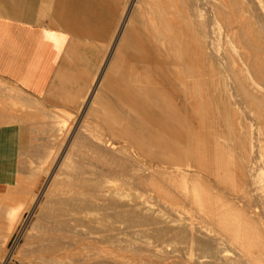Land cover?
<instances>
[{
    "label": "bare ground",
    "instance_id": "1",
    "mask_svg": "<svg viewBox=\"0 0 264 264\" xmlns=\"http://www.w3.org/2000/svg\"><path fill=\"white\" fill-rule=\"evenodd\" d=\"M56 1L70 2L47 1L57 19ZM105 1L95 7L110 15L102 29L84 10L82 36L95 39L103 55L75 122L69 126L72 113L58 111L70 116L66 122L35 99L32 112L24 108L25 123L41 133L42 144L19 154L30 170L27 185L16 196L6 193L18 205L0 202L2 259L25 205L33 223L15 260L20 264H264L262 1ZM30 6L25 0L24 18L36 22ZM219 16L227 29L222 35L215 28ZM234 18L242 31L233 34ZM233 43L238 50L232 53ZM216 68L229 81L222 106L226 132L207 145L194 140L187 111L181 121L173 113L182 107L176 100L198 92L200 81L221 80ZM103 93L121 104L118 113ZM99 100L107 103L104 130L83 131L85 117L100 118Z\"/></svg>",
    "mask_w": 264,
    "mask_h": 264
},
{
    "label": "rangeland",
    "instance_id": "2",
    "mask_svg": "<svg viewBox=\"0 0 264 264\" xmlns=\"http://www.w3.org/2000/svg\"><path fill=\"white\" fill-rule=\"evenodd\" d=\"M29 1H31V2H29ZM29 1L27 0V4L29 5V3H30V5H31L33 3V0H29ZM47 1H46V4H45V1L42 0V2H44L42 4H44L46 7L44 5H42V7H40L39 4H40L41 0H39V1L35 0V6H34L35 7V13H33V14H34V16L36 15L35 17H37L36 18L37 21L34 24L35 25L46 26V27H49V28H54V29L67 31V33L69 34L70 37L67 40L64 41V43H66L65 44V49H64V51L62 53V59H61V61L59 63L57 72H56L55 77L53 79L51 89L41 99L42 100L41 102H44L45 104L47 103L46 105H49V106H45V104L43 105L47 110H49V111H47L48 113L56 114L55 111L57 110L56 112H57V115H59L60 119L62 117H64L65 115H67L66 113L69 112L68 115H70V113H72L71 116H73V118L70 117V116H66V119H67V117H70V118H68V121L71 123V124L70 123H68V124L66 123V124H67V126L69 124H70L69 126H71L73 121L75 122L74 115H77L79 113L78 111L81 109V107H80L81 104L79 106H76V107H71V105H69L68 103H65V102L62 103V101H63L64 98H70L72 95L77 94L78 92H83V90L87 86V83H88V81L91 78L92 72L95 69L96 64L98 62L97 61L98 59H96L97 55L93 54L92 49H93V46L99 45V43L94 42L92 39H91L92 41L88 40V39L86 40L81 34L80 35H75V34L71 33V31L67 28V27H71V28L75 27L76 28V26H82L83 25V21L82 20L84 18L82 19V18H79V17H81V16L85 17L84 13H80L79 14L80 10L77 12L76 11V7H69V6L68 7H63L62 9L64 11L62 10L61 14H59L60 11L58 10V15L60 16V18L58 16V18L56 19V18H54L53 15H51V12L53 11V9L50 6L48 7V2ZM69 1H70V3L71 2H75L74 0H69ZM162 1H166V0H162ZM258 1H262V4L264 5V0H258ZM30 8H32V7L30 6ZM72 10H74V11H72ZM206 10H207V15H210L212 13V11L210 9H206ZM206 10H205L204 13H206ZM261 10L264 11L263 8H261ZM31 13H32V11H31ZM90 15L94 16L96 18L97 17H99V18H103L104 17V15L102 13H99V12L97 13V12L94 11L93 14H89L88 15L89 23H90V21L92 19V17ZM210 16L212 17L213 13ZM233 20H234L233 24L231 25V27H229L230 29L232 28L230 31L233 34L235 33L234 31H236V32L237 31H242V27H241L242 25L239 24L240 18H234ZM28 22H30V21H28ZM251 23H253V22H251ZM94 24H97L99 26L100 25L103 26L102 20L98 21L96 19L94 21ZM215 24H216V26H215L216 30L219 29L216 32L219 31V34L222 35L224 33V31L227 30L226 26L224 25L223 18H221L220 16L218 17V22H216ZM255 27L256 26L253 25L252 28L250 29L251 31L248 30L249 32L247 31V33L253 35V31H254L253 28H255ZM104 28H105V25H104ZM80 31H82V29ZM87 42H88V44H87ZM222 46L225 47L224 44H222ZM237 48H238V46L236 44L234 45V43H233L232 46H230L228 48V50L229 49H230L229 51L233 50V51H231L233 53V52L238 50ZM186 53L188 54L189 50H187ZM188 63L190 64L191 62H188ZM216 73L220 74V79L221 80L219 82H217L218 75L214 76L210 80L200 81L199 86H198V92L191 91L188 94L187 98L182 96L183 98L180 97V98H178L176 100L178 104L182 103V107L180 105L179 107H181L180 108L181 110L180 109L177 110V108H178L177 107L175 109L174 113H173V116H176V118H174V119L178 118L181 121V119H182L181 116H184L183 114H185V111H187L189 113V116H190V128H191V132L193 133L192 136L194 137V140L196 138L197 139L198 138H200V139L202 138V140L207 145H208L209 142H211L213 140L214 136H220L221 133L224 132V134H225V132H226L225 129H224V125L223 124L225 123L227 118L225 116V112L222 111V106L224 105V98H225L224 96L228 92L229 81L226 80L227 79L226 78L227 75L225 73V70L216 68ZM263 83L260 82L261 85L259 86V90L264 95V84ZM168 93H167V97L171 98L172 94L169 95L170 93L169 94ZM234 98H236V96ZM237 98H240V97L237 96ZM103 100L104 101L106 100L107 103L109 101L111 106L114 107L115 112L118 113L119 109L121 108V106H120L121 104L119 102L117 103L115 101V97L112 94L107 95V97L104 98ZM184 100H185V102H184ZM90 101L92 102V98H90ZM101 101L102 100H99L98 104H99L100 111L103 112V113H101L98 110V113L101 114V115H99L100 118H97L98 115H97V117L91 116L90 118L92 120L89 118V116H87V118L85 117L84 119H87V120L86 121L84 120L85 123H86V124H84V126L86 125V127H84L82 129L83 131H84V129L85 130L95 129V131H98V130L99 131H103L104 130V125H105L104 122L105 121L103 122L102 119L105 118L103 116L108 117V115H104V114H108V111L105 108L107 103L101 102ZM117 101H118V99H117ZM222 102H223V104H222ZM103 104H105V105L103 106ZM184 105H185V107H184ZM116 108H118V109H116ZM53 110H55V111L53 113H51V111H53ZM58 111H61L65 115L63 114L64 115L63 116V115H61V113L59 114ZM174 114H176V115H174ZM171 115H172V113H171ZM101 116H102V119H101ZM43 118H45V117H43ZM62 119H65V118H62ZM174 119H173V121H174ZM93 120H95V121H93ZM44 121H46V118H45ZM178 121L177 122H176V120L174 121V122H176L175 125L178 124ZM66 122H67V120H66ZM174 122H173V125H174ZM88 124H89V126H88ZM72 127H74V125ZM97 127L101 128V129H99ZM177 127H178V125L176 126V128ZM30 128H31L30 129L31 130V135H30L31 143L30 144L32 146L33 145L34 146L41 145L42 144V141H41L42 136L40 135L41 133H39V132L37 133V131H35L37 129L33 128V125H30ZM178 129H179V127L176 130H178ZM32 130H33V132H32ZM121 142H123V141L119 142L120 145L121 146H122V144L124 145V142L123 143H121ZM25 158H26L25 156H23V157L20 156L19 157V159L17 160V164H16V174H15V177H14L15 180H13V182H9L8 181L9 182L8 185L9 186L10 185L13 186V188L9 191V190H6V189H9L7 187L8 185L5 184V185L0 186V197H1L0 198V202H2L3 204L6 203V202L9 203V201H12V200L8 201V199H9L7 197L8 192H10V194H11L10 196H13V195L16 196V194L18 193L19 189L22 188V186H25V185H22V184H24L25 181L28 179V172L30 171V170H25V168L27 166V163H25L26 162ZM25 164H26V166H25ZM28 167L29 168L31 167L30 169H35V165L34 164H31ZM28 167H27V169H28ZM22 172H23V174H22ZM0 174H1V172H0ZM24 174H25V177L27 178L25 180L23 179L24 178ZM2 180L3 179H0V181H2ZM18 180L21 181V182H19ZM25 184L27 185V181H26ZM14 186H15V188H14ZM19 186H20V188H19ZM16 191H17V193H16ZM14 192H15V194H13ZM20 192H21V190L19 191V193ZM6 193H7V195H6ZM2 199H3V201H2ZM10 199H12V198H10ZM14 200H15V202H17L16 199H13V202H14ZM13 202H12V204L9 203L10 207H11V205H12V207H15L16 204L18 205V203L13 204ZM9 204H7V206H9ZM20 208L19 209H20V212H21L20 213V217L21 218H20L19 222H17L19 224L15 225L11 236H9V238L7 239L5 245L3 246L4 250H2V251H4L6 257L3 260L2 259V255L0 254L1 255L0 256V260L2 259V261H0V264H20V263H17L15 261V260H17L19 258L18 252L20 254H23L22 252L24 251V249H26L25 245L23 244L24 243L23 242L24 241V235H25L24 233H27L25 231H29L28 229L31 228L30 226L33 223L32 222L33 219H32V217L30 219L29 215H27V213L25 211V205H21ZM27 221H29V222H27ZM5 225H6V223H4V224L1 223L0 227L1 226L2 227L0 229L1 230L4 229ZM1 230H0V232H1ZM0 241H1V239H0ZM21 248H24V249H22L23 250L22 252H20ZM0 250H1V245H0ZM0 253H2V252H0ZM16 254H17V256H16Z\"/></svg>",
    "mask_w": 264,
    "mask_h": 264
},
{
    "label": "crops",
    "instance_id": "3",
    "mask_svg": "<svg viewBox=\"0 0 264 264\" xmlns=\"http://www.w3.org/2000/svg\"><path fill=\"white\" fill-rule=\"evenodd\" d=\"M81 1L86 2V0ZM81 1H76L77 3H66V5L64 3L62 4V2L60 3L56 1V6L59 5V7L61 6L62 8L63 5L64 7H75L77 4L78 8L80 9L79 14L84 13L86 8H88L89 11L91 10L90 14H93L95 7L99 6L97 2H99L100 6H105V4H103L105 0H101V2L100 0H87V2L84 4H81L83 3ZM88 1L96 3L95 5L94 3H90L91 5L93 4L91 6ZM106 1L111 3L110 0ZM34 6L35 0H33V3L31 4L32 13H35ZM78 8L76 10H79ZM62 10L63 9H60V14L62 13ZM24 15L25 0H0V94L2 92L0 95V116L4 117V115H6V118L3 119L1 117L3 120H0V179H3L0 181V186L8 184V181L13 182V180H15L14 177L16 174L17 160L20 157L19 154L21 153L23 147H26L31 143V130H29L30 126L28 127V124L25 123L23 111L26 109L25 112H32V107L34 104L33 99L41 102V99L51 89L53 79L62 59V53L65 49L66 43H64V41L70 37L67 31L35 25V21L28 22L24 18ZM108 16L110 17L109 14L105 15V19L104 17L96 18L91 16L92 19L90 24L97 25L94 24L96 19L98 21L102 20V22L105 24L104 21L106 18H108ZM79 18L83 19L84 17L81 16ZM82 21V26H76V28H67L75 35H82V31L80 30L83 29L84 20ZM99 28L102 29L101 26H99ZM84 36L86 40L92 39L90 36ZM92 40L97 42L95 39ZM99 45L93 46L92 49L93 54L97 55V63H100V59H102L101 56L103 55V49H101L102 47L100 46V48ZM98 65L99 64H96L95 69ZM95 69L92 72L91 78L93 77ZM90 82L91 80L88 81L83 92H78L77 94L72 95L70 98H64L62 103H68L71 105V107L79 106ZM14 88L18 92H22L21 95H24L23 98L21 95L19 97L17 96L18 92H16ZM12 90L15 91L16 94L13 93ZM98 91L99 90H97V92ZM5 93H7V95ZM8 94H11V96ZM103 97L106 98L107 94L105 95V93H103ZM17 100H20L21 102H14ZM41 103L45 104L44 102ZM46 104L45 106H49ZM22 105H24V107ZM19 112H22V116ZM20 117H22L23 120L20 119ZM5 119H7V122H5ZM3 123L7 126H4Z\"/></svg>",
    "mask_w": 264,
    "mask_h": 264
}]
</instances>
